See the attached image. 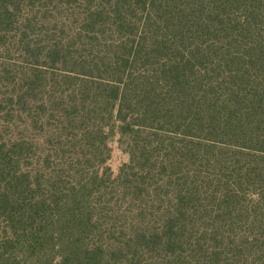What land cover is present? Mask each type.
I'll return each instance as SVG.
<instances>
[{"label":"trees","instance_id":"16d2710c","mask_svg":"<svg viewBox=\"0 0 264 264\" xmlns=\"http://www.w3.org/2000/svg\"><path fill=\"white\" fill-rule=\"evenodd\" d=\"M0 264H264V0H0Z\"/></svg>","mask_w":264,"mask_h":264},{"label":"rangeland","instance_id":"374dc122","mask_svg":"<svg viewBox=\"0 0 264 264\" xmlns=\"http://www.w3.org/2000/svg\"><path fill=\"white\" fill-rule=\"evenodd\" d=\"M123 143L124 139H122L120 142L119 137L113 138L110 141V147L112 150L110 165L112 167V170L114 171V174H117L119 168L128 161V156L124 152L125 146L123 145Z\"/></svg>","mask_w":264,"mask_h":264}]
</instances>
